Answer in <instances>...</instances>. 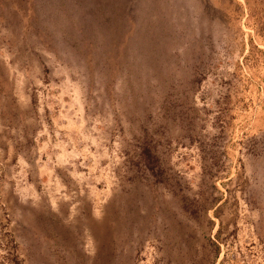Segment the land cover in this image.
Wrapping results in <instances>:
<instances>
[{"label":"rangeland","instance_id":"374dc122","mask_svg":"<svg viewBox=\"0 0 264 264\" xmlns=\"http://www.w3.org/2000/svg\"><path fill=\"white\" fill-rule=\"evenodd\" d=\"M61 1L0 0V264H264V0Z\"/></svg>","mask_w":264,"mask_h":264},{"label":"trees","instance_id":"16d2710c","mask_svg":"<svg viewBox=\"0 0 264 264\" xmlns=\"http://www.w3.org/2000/svg\"><path fill=\"white\" fill-rule=\"evenodd\" d=\"M92 0H90V2H91ZM60 4H62V1L60 0ZM64 5L66 4L65 2L63 3ZM72 17L70 16L69 17V19H71ZM70 21H72V20H70Z\"/></svg>","mask_w":264,"mask_h":264}]
</instances>
